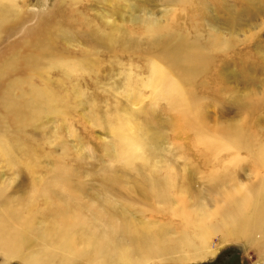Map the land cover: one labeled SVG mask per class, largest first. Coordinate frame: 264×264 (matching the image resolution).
<instances>
[{"label": "bare ground", "instance_id": "1", "mask_svg": "<svg viewBox=\"0 0 264 264\" xmlns=\"http://www.w3.org/2000/svg\"><path fill=\"white\" fill-rule=\"evenodd\" d=\"M27 1L0 0V40L3 34L7 38L15 34L19 22L30 16L24 10ZM124 1L129 0H121V7ZM60 2L61 5H78L76 13L81 17L65 20L73 27H65L66 22L57 14L41 18L34 36L26 42V52L11 51V46L0 58L3 113L0 123L8 119V112L12 119L22 114L30 118L51 113L68 116L66 99L63 102L59 99L54 84L48 79L41 80L43 91L34 96L22 92L15 97L18 79L3 85V79L15 72H41L45 76L59 70L72 78L90 73L94 56L87 53L88 50L82 52L85 55L69 54L65 46L57 43L59 34L63 35L64 42H72L77 38L76 32L92 33L98 29L119 55L128 52L127 47L147 48L136 40L138 33H145L151 39L159 37L148 44L161 46L149 61L147 81L142 80V84L137 85L149 88L154 100L163 98L177 121L173 128H185L194 136L203 157L217 161V166L208 174L213 193L205 202L195 199L191 202L186 169L180 172L162 155V139L158 138L154 127L150 129L146 122L136 121L133 115H122L117 117L119 122L111 126L116 139L113 157L121 163V168L135 172L132 187L142 191L144 201L156 204V212L167 211L165 214H169L171 220L180 219L177 229L168 221L133 218L124 206L119 209L112 199L100 198L95 203L92 198L81 199L70 188L63 191L71 196L66 199L62 195L57 202L60 181H34L25 196L10 199L6 195L8 184L0 183V264H10L14 259L24 264H188L191 260L202 261L214 256L221 246L232 241L259 250L262 256L257 264H264V138L254 130L245 129L247 124L242 121L210 127L193 89L195 78L206 72L204 66L213 63L214 53L221 46L232 48V41L223 39L219 33L209 44L194 46L190 34L175 22L176 10H196L203 2L170 0L176 7L164 15L166 23L154 18L140 19L135 4H132L131 14L129 9L123 8L111 11L128 13L126 25L110 19L103 11L100 15L104 20L109 18V29H101L98 20L90 16L88 1L82 5L81 0ZM61 5L57 8L60 14L63 13ZM77 26L83 29L77 30ZM167 34L176 36L173 45L164 36ZM123 66L124 72H133L129 65ZM251 102L249 97H244V105ZM5 131L0 134V156L8 158V130ZM226 150H231V155L224 160L221 157ZM248 162L253 170L245 180L238 170ZM103 180L106 185H121L120 179L108 173ZM63 186L68 187L65 183ZM213 236L219 238L215 247Z\"/></svg>", "mask_w": 264, "mask_h": 264}, {"label": "rangeland", "instance_id": "2", "mask_svg": "<svg viewBox=\"0 0 264 264\" xmlns=\"http://www.w3.org/2000/svg\"><path fill=\"white\" fill-rule=\"evenodd\" d=\"M87 1L91 5L90 16L98 20L97 24L99 27L102 26L101 29H109L111 26L109 18L102 19L103 16L100 14L103 11L108 13L110 19L126 25L128 13L111 11L123 8L129 9L131 14L132 4H135L136 15L140 19L154 18L166 23L164 15L176 7L170 0H129L124 1L123 7L120 5L121 0L110 2L81 0L80 5ZM200 1L203 5L199 9L188 12L176 10L174 16L175 22L182 30L190 34L194 46L209 44L211 38L219 33L223 39L229 38L230 43L232 41V48L221 46L214 53L213 63L204 66L206 72L199 74L193 84L195 94L204 109L206 122L210 127H215L242 121L247 124L245 129L256 131L263 139L264 0ZM59 5L60 0H28L24 10L30 16H25L19 22L15 34L8 38L2 35L0 58L7 54L6 50L11 46H13L11 51L18 50L20 54L26 52V42L34 36L41 18L52 17L55 14L61 16L64 21L67 18L74 20L81 17L76 13L78 5H61L62 15L57 10ZM65 22L64 26L67 28L72 25L71 22ZM194 23L195 26L192 27ZM79 28L82 27H76L77 30ZM75 34L77 38L69 41L70 43L68 41L65 43L61 34L60 39L56 41L65 46L71 55H85L82 52L88 50L87 53L94 56H91L94 65L90 73L72 78L59 70L45 76L41 72L36 74L15 72L3 79L5 80L3 85L9 80H19L17 88L14 89L15 97L20 96L22 92L26 96L41 93L43 91L40 88L41 80H50L56 88V95L60 97L58 98L61 101L66 99L65 112L68 113L67 117L51 113L43 114L39 118H30L22 114L12 119L8 112V119L0 123V134L8 130V158L0 156V183L8 184L6 192L8 199L25 196L30 192L34 181H60L62 184L56 191L57 202L62 195L66 199V196H71L70 193L63 191L64 188H70L74 189V194H78L81 199L92 198V203L100 198L112 199L119 209L124 206L133 218L168 221L176 230L180 225V219L174 217L171 220L170 215L165 214L167 211L156 212L154 208L156 204L144 201L142 191L132 187L136 178L135 172L121 168V163L113 157L116 139L111 126L119 122L117 117L133 115L136 121L146 122L150 129L154 127L158 138L162 139V155H165L180 172L183 168L186 169L185 176L189 184L191 202L194 199L205 202L209 199V194L213 193L208 174L217 166V161L203 157V153L196 146L194 136L185 128H173V123L177 121L163 98L154 100L149 88L137 85L142 84V80L147 81L149 61L157 55L161 46L148 44L159 37L151 39L145 33H138L136 40L147 45V48L127 47L125 49L128 52L119 55L114 52V47L109 46L101 37V31L98 29L92 33L87 31ZM164 36L169 38L170 45L175 43L176 36L171 34ZM125 64L129 65L133 72H124ZM1 91L2 88L0 97ZM245 96L251 99L252 104H247L248 106L243 104ZM1 114L3 113L0 108ZM229 151H224L221 158L224 160L228 158L231 155ZM240 154L243 156L245 152L242 151ZM252 170L253 167L248 162L243 163L238 172L240 177L245 179ZM105 172L120 179L121 185L110 183L106 185L103 180L106 177ZM64 183L68 187L63 186ZM174 230L172 229L173 234ZM212 243L214 247L217 246L219 238L213 236ZM249 246L232 241L221 246L214 256L202 261L191 260L188 264L259 263L262 254ZM10 264L24 263L14 259Z\"/></svg>", "mask_w": 264, "mask_h": 264}]
</instances>
